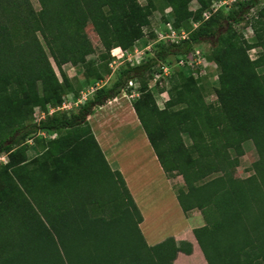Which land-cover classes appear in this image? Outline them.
<instances>
[{
    "label": "trees",
    "instance_id": "1",
    "mask_svg": "<svg viewBox=\"0 0 264 264\" xmlns=\"http://www.w3.org/2000/svg\"><path fill=\"white\" fill-rule=\"evenodd\" d=\"M218 1L163 0L170 10L165 23L176 30L197 24L188 38L155 43L146 61L125 64L110 87L97 89L74 111L52 114L48 110L61 107L67 94L76 98L82 91L63 66H81L87 81L100 80L111 50L126 52L144 37L153 0H38L40 10L25 14L15 0L0 3L11 16L0 24V155L7 156L0 164V264H172L179 253H192L191 243L173 237L147 245L141 213L88 124L129 81L139 83L132 108L157 161L169 178L183 180L179 207L201 213L204 225L193 235L205 262L264 264V72H258L264 68V0H236L212 13ZM249 16L251 41L235 28ZM80 20L90 23L98 47ZM201 43L211 45L206 58L219 69L215 103L205 102L198 78L178 68L166 79L173 91L158 108L148 86L157 66ZM256 48L251 60L248 52ZM156 90L165 92L163 80ZM34 107L46 112L38 122ZM41 133L55 138L28 159V143ZM247 141L258 159L243 179L235 172Z\"/></svg>",
    "mask_w": 264,
    "mask_h": 264
},
{
    "label": "rangeland",
    "instance_id": "2",
    "mask_svg": "<svg viewBox=\"0 0 264 264\" xmlns=\"http://www.w3.org/2000/svg\"><path fill=\"white\" fill-rule=\"evenodd\" d=\"M5 0H0V3H4ZM18 2L21 6V13L25 14L29 8L31 7L32 10L38 12L40 10V5L38 0H15ZM228 5L225 7H222L223 10L227 11L229 7L231 6L230 2H233V0H227ZM138 2L141 5H145V0H138ZM154 4V11L150 17V25L144 29V37L136 42L135 46L126 51L124 54V57L121 60H117L116 57L112 56V53L110 52V59L108 61V66H105L101 69L102 77L100 80L94 81L93 78H91L89 81L86 80V78L83 76V68L81 66H72L70 64H66L63 66V70L66 73L67 77L70 79V82L73 86V88H79L82 89V91L87 92L88 88L93 87L97 89L101 88H107L110 87L113 82L116 79V74L119 72V70L125 65V64H139L140 62L146 61L151 56V48L152 46L157 43L156 40L158 37L157 32L162 33L166 30L165 27V19L167 18V15L170 13L169 9H165L163 7V0H153ZM73 7L76 8V3L73 2ZM191 10H195L198 8V3L193 1L189 5ZM253 15V11H251V16ZM249 16L245 18L240 24L236 25L235 28L238 29L241 36L247 40L251 41L254 37V22L252 20V17ZM10 15L3 12V10L0 7V24L3 23H10ZM81 21L82 26L84 27L86 33L88 34L92 44L96 47L99 46L98 38L96 34L94 33L90 23L88 21ZM193 29V24L189 23L188 28H183V30L188 33ZM153 32L155 34V38L151 39L150 33ZM195 48L200 49L201 51L205 52L206 54H210L211 45L209 43H201L200 45L196 46ZM260 51L259 48H256L255 53L249 51L248 54L252 58L256 57L258 52ZM113 54H119L118 51H113ZM128 58H130V61H128ZM171 59V65L173 66L172 72L178 70V67H175V59L174 57H170ZM207 65L203 68L202 72L198 74V83L202 88L204 100L207 104H213L216 101V96L214 93L215 88L218 86L217 76H218V66L217 64L209 57L207 59ZM107 64V63H103ZM108 70V72H107ZM259 73L264 72V68L258 69ZM57 75L58 72L56 71ZM108 73V74H107ZM164 81V88L165 93L159 94L156 90V86L153 85L151 81L148 82V86L150 90L153 92L154 99L156 101V104L158 108L163 109L165 105V101L169 99V94L171 91H173V85L169 83L168 80ZM137 84H139L137 81H134ZM178 82H180V79H178ZM89 85V86H88ZM94 89V90H95ZM65 102L70 106L67 107L69 109L64 110L65 112H71L72 110H76L78 106L75 105L76 100L73 99L72 94H67L65 96ZM119 100V99H118ZM120 102H124V104L128 105V101L132 103L133 100H128L127 98L121 96ZM118 101V102H119ZM125 107V106H124ZM127 107V106H126ZM129 108V107H128ZM100 112V111H99ZM122 113L124 114L123 120L119 118L118 114ZM130 110L124 109L120 107L119 109L117 107H114L113 105H109L107 108V138L108 142L112 145L114 148L112 151L109 147L110 155L112 152L115 153L116 158L120 161H122V153L124 152H132V157L134 160H137V162L143 167L146 164L150 165V161L152 160L150 157H152V149L150 145H148V141L146 140V136L144 135V132L142 131L139 122L133 116L132 114L129 115ZM94 113V112H93ZM46 112L43 111L40 107H34L32 110V121L38 122L45 116ZM126 115V116H125ZM52 138H55V134L52 135H45L44 137L41 135L34 136V139L30 141L28 144V150H27V157L28 159H32L35 156H37L40 152V145L43 144V142L50 140ZM183 140L186 145H190V140L187 135H183ZM243 150L244 155L239 160V165L236 168L235 175L239 178H247L250 175H252V165L254 162L257 161L258 156L257 152L255 150V147L252 142L247 141L243 143ZM119 152V153H117ZM114 160V158L112 159ZM109 159V162L112 161ZM125 161L127 159H124ZM7 162V156L6 154L0 155V164ZM151 177L149 180V189L147 190L148 193L151 194V196L156 199H164L167 201H170L171 199V193L167 192V188L164 185L163 182H161V178L157 177V172L152 168L151 169ZM217 176V174L213 175ZM171 185L175 190V194H177V191L179 189L184 188L183 180L180 176L172 175L170 177ZM151 181V182H150ZM146 192V193H147ZM194 212H197L201 215V213L198 210H193ZM168 217V219H167ZM160 218V217H159ZM162 218V219H161ZM161 218L158 219L155 215L152 217H149L148 223L151 227L156 228L159 226H164L165 229L169 230L172 229L180 224V214L179 211L176 210V208L170 209L169 215H165L164 213L161 214ZM204 225V221H203Z\"/></svg>",
    "mask_w": 264,
    "mask_h": 264
},
{
    "label": "crops",
    "instance_id": "3",
    "mask_svg": "<svg viewBox=\"0 0 264 264\" xmlns=\"http://www.w3.org/2000/svg\"><path fill=\"white\" fill-rule=\"evenodd\" d=\"M113 50L117 51L120 49L115 48ZM73 99L76 100V106L83 103V101L80 100V96L76 98L73 96ZM119 100H121V98ZM118 101L98 107L94 113L88 117V124L106 161H108L112 170H118L121 173L130 195L141 213L142 222L140 223L139 228L147 245L153 246L168 237H173L177 242L187 241L192 244V253L190 255L179 253L172 264H207L193 235V229L203 226V218L200 214L194 211H190L187 214L182 212L176 199L175 190L171 185L172 179L169 178L162 170L153 150L152 157H150L152 159L150 161V165L146 164L143 167L137 162V160H134L132 157H130L132 155L131 151L122 153V161L118 160L119 158L117 159L115 153L113 152L108 155L110 149L111 151L114 149L108 142L109 140L107 138L108 106L113 105L114 103V107H117L118 109L122 107L123 110H130L129 115L132 114L136 118L132 108V103L130 101H128L129 106L124 104V102ZM123 115L124 114L120 112L118 114L119 118L122 120ZM109 147L112 148L109 149ZM113 158L114 160H112ZM109 159L112 161L109 162ZM124 159L127 160L125 161ZM152 168L157 172V177L161 178V182H163L166 186L167 192L171 193L170 201L166 202V200L161 198H153L151 194L147 192L149 189V180H151L150 173ZM175 208L180 214V224L178 226L169 229L162 234H159L158 227L153 228L149 225V217L155 215L158 217V219H160L162 213L168 216L170 209L174 210Z\"/></svg>",
    "mask_w": 264,
    "mask_h": 264
},
{
    "label": "built area",
    "instance_id": "4",
    "mask_svg": "<svg viewBox=\"0 0 264 264\" xmlns=\"http://www.w3.org/2000/svg\"><path fill=\"white\" fill-rule=\"evenodd\" d=\"M236 0H233L235 2ZM233 2H230L231 4ZM228 5L227 0H221L218 2L213 3L211 9L212 13L216 12L219 9H222V7H225ZM211 13L210 12H205L203 14V18L207 19ZM197 24H193V28H195ZM166 30L162 33L157 32V40L156 42H171V43H178L182 40H186L188 38V33H186L184 30H176L173 28L172 24L170 22L165 23ZM120 49V48H119ZM114 50H111L112 56L116 57L117 60H121L124 57L125 52L120 50H117L119 54H113ZM252 53L256 51V49H251L250 50ZM251 60H254L251 56H249ZM128 61H130V58H128ZM175 67L185 69L190 72V74L196 79L198 78V74L202 72L203 68L207 65V58H206V53L201 51L198 48H194L191 50L188 54H185L181 57H178L175 59ZM130 65H133L130 63ZM172 68L173 66L171 64H165L161 63L157 66L156 72L153 75V78L151 82L153 83L154 86H156V83H158L161 80H166L169 78L172 74ZM90 87L88 88L87 92L81 91L80 93V100L83 102L89 98L90 96L93 95V93L97 90V88ZM165 93V92H163ZM121 96L127 98L128 100H134L139 96V84H137L134 81H129L126 85L125 90L117 97L109 101L107 104L116 102L118 99L121 98ZM167 101V100H166ZM165 101V102H166ZM67 107H70L65 101L62 104L61 107H58L56 109H49L48 114H52L56 110H61L64 111L66 109H69ZM42 136H45L44 134L41 133ZM30 142V141H29Z\"/></svg>",
    "mask_w": 264,
    "mask_h": 264
}]
</instances>
